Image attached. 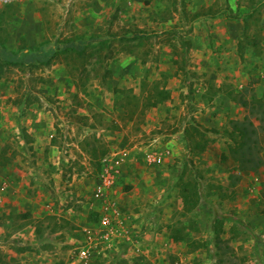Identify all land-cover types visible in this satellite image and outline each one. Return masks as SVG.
Returning <instances> with one entry per match:
<instances>
[{
	"label": "rangeland",
	"instance_id": "rangeland-1",
	"mask_svg": "<svg viewBox=\"0 0 264 264\" xmlns=\"http://www.w3.org/2000/svg\"><path fill=\"white\" fill-rule=\"evenodd\" d=\"M0 34L59 44L0 66V264H264V165L229 155L258 114L235 100L264 106V0H18Z\"/></svg>",
	"mask_w": 264,
	"mask_h": 264
},
{
	"label": "trees",
	"instance_id": "trees-1",
	"mask_svg": "<svg viewBox=\"0 0 264 264\" xmlns=\"http://www.w3.org/2000/svg\"><path fill=\"white\" fill-rule=\"evenodd\" d=\"M10 5V4H7ZM9 7V6H7ZM226 14V9L224 10H215L212 12L206 11L201 16H215L221 13ZM229 15V14H228ZM2 16V14H1ZM230 16V15H229ZM236 18V17H233ZM239 18V17H238ZM257 44L256 42H253ZM84 44L81 41L71 40L64 44V48H73L78 51L84 49ZM53 50L49 51L44 48V46L38 47H27L25 49H17L9 47L6 41L2 38L0 34V66L4 65H25V66H37L39 64H48L51 59L54 57L59 44H56ZM56 49V51H55ZM241 55L243 51L241 50ZM157 93L154 99V96H150L147 99L149 105L158 104L161 102V92L156 89ZM136 97V96H134ZM236 102L241 103L243 106L251 110L252 114H257V119H253L250 115L245 116L244 118H238L231 120L232 133L234 141L229 145V155L235 161L236 167L239 171L249 172V171H258L259 168L264 165L263 158V145L261 141V133L264 131V115L263 105L261 101L256 97L253 98L254 103L251 104L246 98L241 97L240 99L235 100ZM258 108L259 110H256ZM257 112V113H256ZM227 157V156H224ZM237 178L239 176H236ZM184 188L180 191V195L187 205L195 206L198 203V196L195 192L190 190L189 183L183 184ZM192 189V188H191ZM217 227L220 229L222 227V221L218 222ZM182 235L175 234L176 239H180ZM218 239L219 236H218Z\"/></svg>",
	"mask_w": 264,
	"mask_h": 264
},
{
	"label": "built area",
	"instance_id": "built-area-1",
	"mask_svg": "<svg viewBox=\"0 0 264 264\" xmlns=\"http://www.w3.org/2000/svg\"><path fill=\"white\" fill-rule=\"evenodd\" d=\"M16 1H18V0H0V6H1V5L11 4V3H14V2H16ZM154 154H155V155H154ZM150 156H151V158H154V160H156V153H155V151H153L152 154H150ZM157 158L160 159L161 157L159 156V157H157ZM241 173H242V172H241ZM102 195H103V188H102V186H99V187L97 188L96 192H95V196H96V197H100V196H102ZM103 221H104L105 224H107V223L109 222V218L106 216V217L104 218ZM90 248H91V247H88V246L84 245V246L80 249L79 257H80L81 259H87V258H89V256H90Z\"/></svg>",
	"mask_w": 264,
	"mask_h": 264
}]
</instances>
